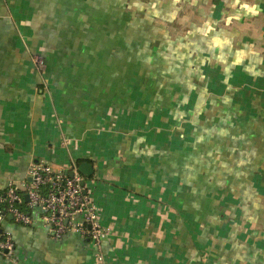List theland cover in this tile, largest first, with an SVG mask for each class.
Instances as JSON below:
<instances>
[{"label": "crops", "instance_id": "crops-1", "mask_svg": "<svg viewBox=\"0 0 264 264\" xmlns=\"http://www.w3.org/2000/svg\"><path fill=\"white\" fill-rule=\"evenodd\" d=\"M42 160L93 164L105 264H264V0H0V186ZM32 218L0 264L97 263Z\"/></svg>", "mask_w": 264, "mask_h": 264}, {"label": "built area", "instance_id": "built-area-1", "mask_svg": "<svg viewBox=\"0 0 264 264\" xmlns=\"http://www.w3.org/2000/svg\"><path fill=\"white\" fill-rule=\"evenodd\" d=\"M34 62L40 68L45 66L40 55L34 56ZM29 175L28 182L0 186V216L11 215L16 222L28 225L33 221L32 212L38 209L54 238L60 239L71 231L88 238L97 249V263L105 264L101 242L109 230L101 224L97 205L85 191L86 178L78 165L57 170L47 161H37L31 165ZM26 195L29 199L24 207ZM0 253L16 261L14 239L1 225Z\"/></svg>", "mask_w": 264, "mask_h": 264}, {"label": "water", "instance_id": "water-1", "mask_svg": "<svg viewBox=\"0 0 264 264\" xmlns=\"http://www.w3.org/2000/svg\"><path fill=\"white\" fill-rule=\"evenodd\" d=\"M79 169L85 176H91L94 172L93 164L86 161L80 164ZM26 200L28 201V196H25Z\"/></svg>", "mask_w": 264, "mask_h": 264}, {"label": "trees", "instance_id": "trees-1", "mask_svg": "<svg viewBox=\"0 0 264 264\" xmlns=\"http://www.w3.org/2000/svg\"><path fill=\"white\" fill-rule=\"evenodd\" d=\"M80 162V161H79ZM78 162V163H79ZM91 176H85V178H90ZM26 205H27V200H26V198L24 199V202H23V206L24 207H26Z\"/></svg>", "mask_w": 264, "mask_h": 264}]
</instances>
